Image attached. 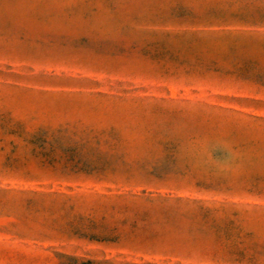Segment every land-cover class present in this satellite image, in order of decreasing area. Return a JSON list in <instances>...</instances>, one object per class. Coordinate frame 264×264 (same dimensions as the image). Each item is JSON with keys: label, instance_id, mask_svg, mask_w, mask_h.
Wrapping results in <instances>:
<instances>
[{"label": "rangeland", "instance_id": "374dc122", "mask_svg": "<svg viewBox=\"0 0 264 264\" xmlns=\"http://www.w3.org/2000/svg\"><path fill=\"white\" fill-rule=\"evenodd\" d=\"M0 264H264V0H0Z\"/></svg>", "mask_w": 264, "mask_h": 264}]
</instances>
